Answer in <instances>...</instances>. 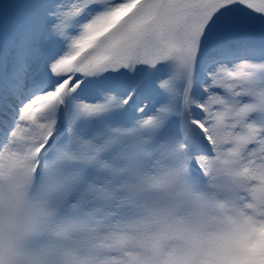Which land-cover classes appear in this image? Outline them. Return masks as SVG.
<instances>
[{
    "label": "snow or ice",
    "instance_id": "obj_1",
    "mask_svg": "<svg viewBox=\"0 0 264 264\" xmlns=\"http://www.w3.org/2000/svg\"><path fill=\"white\" fill-rule=\"evenodd\" d=\"M0 264H264V0H0Z\"/></svg>",
    "mask_w": 264,
    "mask_h": 264
}]
</instances>
